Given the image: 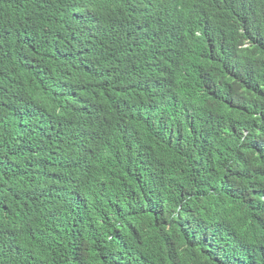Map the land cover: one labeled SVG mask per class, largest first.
Masks as SVG:
<instances>
[{"label": "trees", "instance_id": "16d2710c", "mask_svg": "<svg viewBox=\"0 0 264 264\" xmlns=\"http://www.w3.org/2000/svg\"><path fill=\"white\" fill-rule=\"evenodd\" d=\"M233 1L0 0V264H264V0Z\"/></svg>", "mask_w": 264, "mask_h": 264}, {"label": "clouds", "instance_id": "9594fccd", "mask_svg": "<svg viewBox=\"0 0 264 264\" xmlns=\"http://www.w3.org/2000/svg\"><path fill=\"white\" fill-rule=\"evenodd\" d=\"M135 1L136 0H127L128 2V7H127V11L129 12V16H131L133 14V11H134V5H135ZM157 1L160 5H161V0H155ZM212 1L214 0H206L207 3H211ZM238 1L240 0H234L233 1V4L235 5L236 3H238ZM76 16L75 15H71L70 16V22L72 23L74 20H75ZM258 23H262L264 25V22L262 21H257ZM160 24L164 27H172L170 24H167L166 22H163L162 20H160ZM246 27H247V30L248 32L250 33V36H247V39L245 40L242 48H247L250 46L251 42L252 44L254 45V42H253V38H252V31L249 29L247 23H246ZM254 31V30H253ZM60 37H64L63 36V31L61 32V34L59 35ZM255 46V45H254ZM264 47V46H263ZM263 50V48H262Z\"/></svg>", "mask_w": 264, "mask_h": 264}]
</instances>
